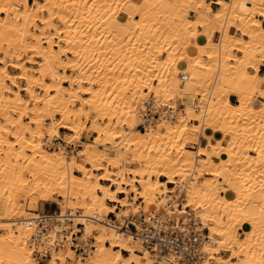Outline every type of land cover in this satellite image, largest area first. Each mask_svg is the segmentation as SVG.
<instances>
[{
  "label": "bare ground",
  "instance_id": "6f19581e",
  "mask_svg": "<svg viewBox=\"0 0 264 264\" xmlns=\"http://www.w3.org/2000/svg\"><path fill=\"white\" fill-rule=\"evenodd\" d=\"M214 1L0 0V264H157L159 252L120 228L138 214L136 199L161 206L184 186L170 212L195 209L210 264H264V0ZM151 98L162 109L142 130ZM84 128L89 139L69 153L63 142ZM48 200L62 209L25 208ZM69 210L80 238L97 232L95 247L85 259L71 247L32 257L33 217L64 222ZM219 247L233 253L215 255Z\"/></svg>",
  "mask_w": 264,
  "mask_h": 264
},
{
  "label": "built area",
  "instance_id": "2783aa9c",
  "mask_svg": "<svg viewBox=\"0 0 264 264\" xmlns=\"http://www.w3.org/2000/svg\"><path fill=\"white\" fill-rule=\"evenodd\" d=\"M181 78L184 79V74H181ZM161 109L162 107L154 104L152 98L149 99L141 110L142 119L137 126L145 128L147 123H152L160 116ZM194 174L195 171L192 170L189 176ZM185 193V186L178 187L175 193L170 192V198L164 204L150 208H145V202L139 199L138 214L130 213L126 224L120 228L139 235L149 250L159 252L161 259L156 261L157 264H210L212 261L211 252L204 249V244L210 240L209 228L204 225L195 209H191L190 205L186 206L189 210L182 217L170 212L175 207L182 208ZM109 214L115 216L114 212ZM46 217L40 212L33 217L40 227L30 242L35 257L50 256L52 250H58L66 243L85 254L95 247L96 238L93 234L79 240L83 224L76 222L78 230H74L70 210L64 215V222L57 220L56 223H51V219ZM56 224L59 227L52 234L50 231Z\"/></svg>",
  "mask_w": 264,
  "mask_h": 264
},
{
  "label": "rangeland",
  "instance_id": "374dc122",
  "mask_svg": "<svg viewBox=\"0 0 264 264\" xmlns=\"http://www.w3.org/2000/svg\"><path fill=\"white\" fill-rule=\"evenodd\" d=\"M208 1H212V0H208ZM33 2V0H30V3H32ZM258 6H260V4H258ZM4 13L2 12L0 15H3ZM189 16H195V14H193V13H189L188 14ZM256 17H262L260 14H258V13H256V15H255ZM56 20V19H55ZM214 26H216V24L214 23L213 24ZM199 27H201L202 29H204V27H202V26H199ZM211 28L210 27H207L206 28V30L205 31H209ZM233 29V28H232ZM231 29V30H232ZM234 30H232V32H233ZM219 34H220V32H216L215 34H214V40H217L218 38H219ZM234 50H236V49H234ZM0 54H3L2 52H0ZM67 54V53H66ZM260 55V56H259ZM259 55H258V57H261L263 54L262 53H259ZM63 57H68V54L67 55H65V54H63L62 55ZM262 63V62H261ZM28 64H30V65H33V67H35L37 64L36 63H28ZM8 69L10 70V71H12V72H16L18 69H16V68H13V67H11L10 65H8ZM63 68L62 67H60L59 68V70H62ZM249 69H251V70H253V67H251V66H249ZM67 71L68 72H71L72 70L68 67L67 68ZM21 83H24V81H21ZM11 86L13 87V88H15L16 87V85H14V84H11ZM144 90L146 89L147 90V87H144L143 88ZM198 92H201V91H199V89H197V94H196V96L194 97V99H192L193 100V103H192V105H193V107L195 108V109H198V104H200V102L198 101V104H197V100H200V98H201V94L200 93H198ZM254 92H256V91H254ZM82 95H84L83 93H82ZM254 96H253V98L254 99H257V98H259V96H257V93H254L253 94ZM257 97V98H256ZM78 103H79V101H77ZM176 102V112H174V114H173V116H172V119H175L176 118V116L180 113V112H182V109H183V107H184V104L183 103H179V101H178V99L175 101ZM57 117L59 116V114H57L56 115ZM84 117V116H83ZM83 119H85V118H83ZM137 119L140 121L142 118L141 117H138L137 116ZM101 120V119H100ZM195 121V120H194ZM155 123V119L153 120V122L151 123V124H154ZM87 126H89L90 125V123H89V121L87 120ZM147 124H149V123H147ZM136 127H138L139 129H146V128H143V127H139V126H136ZM145 127H147V125H145ZM60 133L63 135V136H68L69 135V133H70V131H69V129L68 128H65V127H61L60 128ZM85 136H84V135ZM89 134H90V130H88L87 128H84L83 130H82V132H81V136H80V138H79V140H77V141H75L74 143H71V144H66V143H64L63 142V144L65 145V147H66V149L68 150V152L70 153V151H73V152H75V151H77L78 150V148L79 147H81L82 146V143H83V141L84 140H88L89 139ZM83 135V136H82ZM227 137H229V134H227L226 135ZM204 138V137H203ZM46 139V138H45ZM60 140V138H56V139H54V142H55V144H54V146H51L50 148H54V147H56L57 145V143H59L58 141ZM102 146V145H101ZM183 146L184 147H187V148H191V149H193V150H195V149H197L198 148V143L197 142H189V141H185L184 142V144H183ZM194 162H196V163H198V161L197 160H195ZM192 170H194V169H192ZM195 171V170H194ZM76 173H78V171H75ZM204 172V173H203ZM195 174H196V172H195ZM201 174L202 175H206V174H208L207 172H206V170H203L202 172H201ZM128 175V174H127ZM188 175V174H187ZM197 175V174H196ZM153 176V175H152ZM132 193H134V192H132ZM135 194V193H134ZM139 199H136V201H138ZM47 204H51L52 206H53V210H59V209H62V207H61V203H56V201H54V200H48V201H45L44 202V204H43V208L40 206V204H39V206L36 208V209H34V208H31L30 206H29V204L27 203L26 205H25V208H26V210H30V212H36V211H40V212H51V211H53V210H47L46 209V205ZM145 208H146V206H145ZM73 211L74 212H80L79 210H75V209H73ZM34 214V213H33ZM108 217H114V216H111L110 214L108 215ZM76 220L75 219H73V226H74V228H75V230H78V228L76 227ZM83 229V227L81 228V230ZM240 229V228H239ZM91 233V234H90ZM89 234H87V236L88 235H94L95 236V234L97 233L95 230H93L92 232H90ZM240 235H242V234H240ZM87 236H85V238L87 237ZM79 238V240H82V238H80V237H78ZM95 238H96V236H95ZM96 240H97V238H96ZM67 244V243H66ZM65 244V245H66ZM62 246L61 248H59L58 249V251H61V252H65L66 251V249H68L67 247H71L70 245H69V243H68V245H66V246ZM72 248V247H71ZM217 251H216V254L215 255H222V256H228V255H230V254H232L233 252H232V250H227V249H225V248H220L219 247V249L217 248L216 249ZM74 252H75V255L77 256V257H81L82 259H85V257H86V255L87 254H85V253H83V252H79V251H76V250H74ZM218 253V254H217ZM84 254V255H83ZM213 256V255H212ZM32 257H35L33 254H32ZM50 257H51V255L50 256H47V257H45V258H38V257H35L37 260H39V261H42V262H46V261H48L49 259H50ZM68 260H70V258H68ZM212 261H215V258H214V256L212 257Z\"/></svg>",
  "mask_w": 264,
  "mask_h": 264
},
{
  "label": "crops",
  "instance_id": "0c3cea01",
  "mask_svg": "<svg viewBox=\"0 0 264 264\" xmlns=\"http://www.w3.org/2000/svg\"><path fill=\"white\" fill-rule=\"evenodd\" d=\"M217 5H218V4H217L214 0L211 1V6H212V8H217V7H218ZM202 27H204V29H202L201 27H200V28H201L205 33H209L210 30H209V31H205L206 28H207L208 26H202ZM192 39H195V37H193ZM259 72H260L261 74H264V61L260 64ZM229 98H230V101L233 102V103H237V102H238L237 95L234 94V93H230ZM214 135H215V136H220V135H221V132L216 131V132L214 133ZM222 179H223V178H222ZM222 192L224 193L225 190H222ZM46 209H47V210H53L54 208H53V206H52L51 204H47V205H46ZM250 209H251L252 211H256V208H255L254 206H250ZM250 226H251V224H250L249 222L244 221V222L242 223V225H241V227H240L239 230L242 231L243 229H249Z\"/></svg>",
  "mask_w": 264,
  "mask_h": 264
}]
</instances>
